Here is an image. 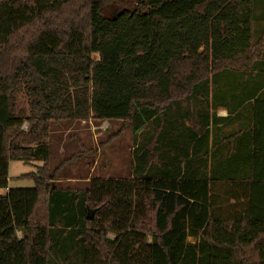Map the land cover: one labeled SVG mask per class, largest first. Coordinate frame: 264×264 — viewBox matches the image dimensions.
<instances>
[{
    "label": "trees",
    "instance_id": "obj_1",
    "mask_svg": "<svg viewBox=\"0 0 264 264\" xmlns=\"http://www.w3.org/2000/svg\"><path fill=\"white\" fill-rule=\"evenodd\" d=\"M102 1L0 0V264H264V0ZM89 119L139 130L133 175L56 189L51 125Z\"/></svg>",
    "mask_w": 264,
    "mask_h": 264
},
{
    "label": "rangeland",
    "instance_id": "obj_2",
    "mask_svg": "<svg viewBox=\"0 0 264 264\" xmlns=\"http://www.w3.org/2000/svg\"><path fill=\"white\" fill-rule=\"evenodd\" d=\"M123 6L118 0H104L102 1V15L110 17ZM262 33L264 34V21L255 24L253 40L259 39L263 35ZM262 55L264 57V50ZM18 101L20 106L27 107V98L23 93L18 94ZM123 123L118 120L89 119L85 121H60L52 124L50 136L46 140L50 148V168L52 171L58 165L61 168L57 172V179L52 182V186L62 190H83L88 186L89 180L93 178H127L133 175V148L139 142V133H134L130 126H124ZM22 128L26 130V122ZM119 129L124 130L116 135L115 133ZM85 148H97V151L93 156L66 162V158L71 154ZM40 165L41 162L39 161L25 163L20 160H11L8 164L7 186L9 188L32 187L34 179L30 174L35 172L37 166ZM6 192L7 189L0 188V196L5 195ZM75 202L62 201L61 212L66 215L71 214ZM21 236L22 233L17 232V237L20 238ZM65 236L63 234L62 238ZM106 237L113 238V234L107 233ZM147 237L150 240V236ZM188 240L192 241L191 238ZM67 251L68 264H79L77 244L71 242ZM49 258L51 259L50 253ZM57 260L58 264H62V255L58 256Z\"/></svg>",
    "mask_w": 264,
    "mask_h": 264
},
{
    "label": "crops",
    "instance_id": "obj_3",
    "mask_svg": "<svg viewBox=\"0 0 264 264\" xmlns=\"http://www.w3.org/2000/svg\"><path fill=\"white\" fill-rule=\"evenodd\" d=\"M216 115L218 116V117H225L226 115H227V111L225 110V109H223V108H221V109H218L217 111H216ZM139 133V130L138 131H136V134H138ZM135 147H136V144H135V146H134V148L133 149H135ZM60 152V151H59ZM62 152V151H61ZM242 202V201H241ZM232 203V202H231Z\"/></svg>",
    "mask_w": 264,
    "mask_h": 264
},
{
    "label": "water",
    "instance_id": "obj_4",
    "mask_svg": "<svg viewBox=\"0 0 264 264\" xmlns=\"http://www.w3.org/2000/svg\"><path fill=\"white\" fill-rule=\"evenodd\" d=\"M93 214H94V210L93 209L87 210L86 218L87 219H92Z\"/></svg>",
    "mask_w": 264,
    "mask_h": 264
},
{
    "label": "built area",
    "instance_id": "obj_5",
    "mask_svg": "<svg viewBox=\"0 0 264 264\" xmlns=\"http://www.w3.org/2000/svg\"><path fill=\"white\" fill-rule=\"evenodd\" d=\"M17 232H19V231H17ZM17 232H16V235H17Z\"/></svg>",
    "mask_w": 264,
    "mask_h": 264
}]
</instances>
